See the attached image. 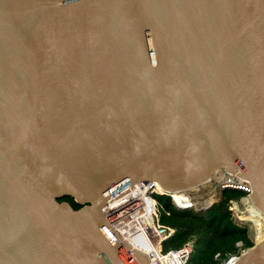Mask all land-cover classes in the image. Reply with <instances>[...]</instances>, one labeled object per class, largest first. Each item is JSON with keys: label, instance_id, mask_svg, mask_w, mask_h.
Here are the masks:
<instances>
[{"label": "water", "instance_id": "1", "mask_svg": "<svg viewBox=\"0 0 264 264\" xmlns=\"http://www.w3.org/2000/svg\"><path fill=\"white\" fill-rule=\"evenodd\" d=\"M221 169L264 215V0H0V264H148L104 205Z\"/></svg>", "mask_w": 264, "mask_h": 264}, {"label": "built area", "instance_id": "2", "mask_svg": "<svg viewBox=\"0 0 264 264\" xmlns=\"http://www.w3.org/2000/svg\"><path fill=\"white\" fill-rule=\"evenodd\" d=\"M218 171H222L224 177L229 180V174L223 169ZM211 179L207 182H211ZM214 182L221 191L227 188L239 189L246 193V195L240 199L230 201L228 204V211L238 224H249L248 226L252 229L253 234L251 240L253 245L257 244L258 231L264 232V215L262 214L261 227L256 226L251 219L247 218L248 213L244 201L248 200L251 203L249 198V184L243 181V186L238 187L229 185V183H222L215 178ZM206 183L190 188L188 191L185 190L187 191L185 194L189 201L182 199L180 203L172 199L173 193L165 194L163 192H157L155 190L157 186L153 183L143 181L133 183L129 193L120 198L113 199L104 205L103 209L109 227L132 251L144 255L148 264H188L192 252V242L186 243L177 249L165 250L163 248L164 243L169 241L175 234V229L163 226L159 223V213L154 195L168 196L173 205L178 209H194L197 211L199 209H197L196 206L199 202L195 200L194 191H199V188L203 187ZM209 205H211V203L206 204L204 208ZM241 210L245 212L246 216H242L244 212ZM248 249L249 248L239 250L238 255L232 257L225 264H231L233 261H236L238 257L243 255Z\"/></svg>", "mask_w": 264, "mask_h": 264}, {"label": "trees", "instance_id": "3", "mask_svg": "<svg viewBox=\"0 0 264 264\" xmlns=\"http://www.w3.org/2000/svg\"><path fill=\"white\" fill-rule=\"evenodd\" d=\"M220 193L218 202L205 212L178 209L168 196L154 195L159 223L175 229V234L164 243L163 248L177 249L192 242L188 264H225L237 256L239 250L251 248L253 242L249 228L235 222L228 211L230 201L238 200L246 193L227 188ZM58 202L68 203L73 210L80 208L71 198Z\"/></svg>", "mask_w": 264, "mask_h": 264}, {"label": "bare ground", "instance_id": "4", "mask_svg": "<svg viewBox=\"0 0 264 264\" xmlns=\"http://www.w3.org/2000/svg\"><path fill=\"white\" fill-rule=\"evenodd\" d=\"M214 175H213V177L217 180V181H220V182H222V183H229V185H233V186H238V187H241V186H243V181L239 178V177H237V176H231V175H229L230 176V178H229V180H227L225 177H224V175H223V173H222V171H216V172H214L213 173ZM155 190H158V191H160L161 192V190L158 188V187H155ZM188 191V190H187ZM186 191H183V192H179V193H173V195H172V199L175 201V202H177V203H180L181 201H180V196H182V194L181 193H185ZM178 199V200H177ZM245 202V208L247 209V211H248V214H249V217H247L248 219H251L252 220V222L256 225V226H259V227H261L260 226V224H261V218H262V213L257 209V208H255L254 207V205L252 204V203H250L248 200H245L244 201ZM212 204L213 203V201H211V199H210V201H208V203L207 204ZM264 240V232H260V230L258 231V234H257V243H260L261 241H263ZM141 256H144V255H141Z\"/></svg>", "mask_w": 264, "mask_h": 264}, {"label": "rangeland", "instance_id": "5", "mask_svg": "<svg viewBox=\"0 0 264 264\" xmlns=\"http://www.w3.org/2000/svg\"><path fill=\"white\" fill-rule=\"evenodd\" d=\"M211 178H212L211 182H207L203 187H200L199 191H194L195 192V194H194L195 195V200H196V202H199L197 204V206H196L197 209L204 208L205 205L208 203V201H210V199L213 202H218V200L220 198L221 189L214 182L213 176ZM181 194H182V196H180V198H179L180 201H182V199H185V200L189 201V199H188V197L186 196L185 193H181ZM241 211H243V210H241ZM247 213H248V211H247ZM242 216H246L245 212L243 213ZM247 217H249V214L247 215ZM248 225H247V227L250 229L249 230V235H250V238L252 239V237H253L252 229ZM261 225H262V221H261L260 226Z\"/></svg>", "mask_w": 264, "mask_h": 264}]
</instances>
